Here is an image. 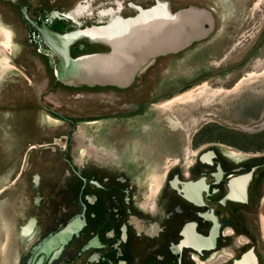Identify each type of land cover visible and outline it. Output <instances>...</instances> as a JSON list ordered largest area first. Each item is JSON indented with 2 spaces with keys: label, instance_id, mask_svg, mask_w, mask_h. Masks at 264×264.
<instances>
[{
  "label": "flooded vegetation",
  "instance_id": "obj_1",
  "mask_svg": "<svg viewBox=\"0 0 264 264\" xmlns=\"http://www.w3.org/2000/svg\"><path fill=\"white\" fill-rule=\"evenodd\" d=\"M0 2L21 25V54L27 62L37 58L41 70L16 74L27 82L24 90L1 92L0 109L9 108L12 119L23 111L37 132L24 143L10 139L17 142L16 153L1 154L0 250L6 251L8 264H232L248 251L264 264L263 146L216 142L202 136L208 125L203 123L187 153L164 142L156 149L161 161L155 155L149 163L136 154L134 159L140 147L130 150L137 142L127 121L145 114L147 105L133 114L98 116L97 122L66 117L40 100L55 88L87 92L88 86L59 78L60 58L48 42L100 25L97 12H87L86 0L74 9L71 0ZM129 3L142 7L127 2L133 14L123 16V5L114 3L108 18L133 16ZM93 45L86 38L76 40L69 55H84ZM34 82L44 83L42 91ZM32 99L34 108L15 111L16 102ZM56 120L57 133L50 127ZM77 123L87 129L99 124L101 138L94 141L101 143V154L93 145L75 147L71 133ZM9 166L16 168L7 175Z\"/></svg>",
  "mask_w": 264,
  "mask_h": 264
},
{
  "label": "rangeland",
  "instance_id": "obj_2",
  "mask_svg": "<svg viewBox=\"0 0 264 264\" xmlns=\"http://www.w3.org/2000/svg\"><path fill=\"white\" fill-rule=\"evenodd\" d=\"M154 1L86 0L84 5L89 14L92 12L96 16L97 12V20L105 23L109 19L108 7H113L114 3L118 7L123 5L124 9L119 15L126 16L133 14L126 7L127 2L148 8ZM161 1H168L173 11L188 5L210 10L215 18L214 31L207 38L178 53L150 61L139 71L134 83L118 93H114L115 88L110 86L88 87L87 92L81 93H63L55 88L51 95L40 100L77 121L82 117L98 119V116L116 111L133 114L147 105L145 114L127 121V128L134 132L137 142V147L133 145L130 150L140 147L139 152H134V159L136 154L148 163L152 155L161 161L163 154L160 155L156 149L161 148L164 142L180 146L187 153L192 135L203 123L208 125L202 136L212 137L216 142L219 140L220 143L235 147H264V0ZM73 3L74 9L82 6L83 0H71ZM4 31L10 32V43L7 45ZM22 36L23 31L16 15L0 2V99L1 92L7 89L24 90L25 86L21 85L27 82L16 77V74L41 73L37 58L27 62L30 59L21 54ZM107 50V47L96 44L90 46L86 54ZM19 64L26 70H22ZM34 84H38V91H42L44 83ZM169 92L170 96L167 95ZM185 92H190L193 97L185 99L186 96H183L177 102L166 104L171 98ZM21 97L19 95V99ZM26 103L24 100L16 102L15 111L26 105L31 108L36 105L33 99L32 103ZM7 109H0V160L3 159L1 154L16 153L17 142L10 139H23L21 143H24L37 133L33 131L35 127L29 122L27 114L22 111L17 114L19 117L12 119L13 115ZM28 114H31V110ZM53 123L50 127L57 133L60 123L57 120ZM99 127L96 124L87 129L85 125L77 123L71 133L75 147L80 142L93 145V149L101 154L97 149L101 143L95 144L94 141L101 138ZM15 168L9 166L7 175ZM0 241L3 240L0 238ZM5 255L6 251L0 250V264H8Z\"/></svg>",
  "mask_w": 264,
  "mask_h": 264
},
{
  "label": "water",
  "instance_id": "obj_3",
  "mask_svg": "<svg viewBox=\"0 0 264 264\" xmlns=\"http://www.w3.org/2000/svg\"><path fill=\"white\" fill-rule=\"evenodd\" d=\"M129 6L135 12L131 17H114L98 26L56 35L48 42L60 58V79L124 89L150 61L188 48L215 28L213 13L206 8L188 5L173 11L168 1L161 0L148 8ZM81 38L108 50L70 57L69 46ZM232 264H257V260L248 251Z\"/></svg>",
  "mask_w": 264,
  "mask_h": 264
},
{
  "label": "bare ground",
  "instance_id": "obj_4",
  "mask_svg": "<svg viewBox=\"0 0 264 264\" xmlns=\"http://www.w3.org/2000/svg\"><path fill=\"white\" fill-rule=\"evenodd\" d=\"M4 34L6 36V42H5V44L7 45V44L10 43V32L4 31ZM183 96H186L185 99H187V97H188V99L189 98L191 99L193 97L190 92H187V93L185 92L184 94L180 95L179 98H177L176 100H174L172 102H169L167 104H171L173 102H177L178 100L183 99ZM195 97H197V96H195ZM180 102H182V101H180Z\"/></svg>",
  "mask_w": 264,
  "mask_h": 264
},
{
  "label": "trees",
  "instance_id": "obj_5",
  "mask_svg": "<svg viewBox=\"0 0 264 264\" xmlns=\"http://www.w3.org/2000/svg\"><path fill=\"white\" fill-rule=\"evenodd\" d=\"M115 88V87H114Z\"/></svg>",
  "mask_w": 264,
  "mask_h": 264
}]
</instances>
